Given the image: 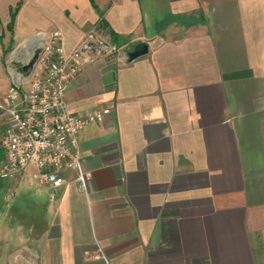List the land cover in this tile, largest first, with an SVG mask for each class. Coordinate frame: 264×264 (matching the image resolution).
<instances>
[{
    "label": "crops",
    "instance_id": "0c3cea01",
    "mask_svg": "<svg viewBox=\"0 0 264 264\" xmlns=\"http://www.w3.org/2000/svg\"><path fill=\"white\" fill-rule=\"evenodd\" d=\"M56 32L120 38L66 95L111 114L78 135L85 188L0 178V264H264V0H0V168L11 51Z\"/></svg>",
    "mask_w": 264,
    "mask_h": 264
},
{
    "label": "built area",
    "instance_id": "2783aa9c",
    "mask_svg": "<svg viewBox=\"0 0 264 264\" xmlns=\"http://www.w3.org/2000/svg\"><path fill=\"white\" fill-rule=\"evenodd\" d=\"M38 37L32 47L41 51L38 60L33 62V52L19 67L8 68L10 87L3 108L5 159L0 178L16 179L33 167V183L55 192L66 185V173L72 171L79 173L78 181L85 188L82 171L87 158L81 155L78 135L88 126L103 123L111 110L77 115L70 111L66 95L86 60L94 62L95 55L111 53L114 48L97 33H89L71 53L58 32Z\"/></svg>",
    "mask_w": 264,
    "mask_h": 264
},
{
    "label": "rangeland",
    "instance_id": "374dc122",
    "mask_svg": "<svg viewBox=\"0 0 264 264\" xmlns=\"http://www.w3.org/2000/svg\"><path fill=\"white\" fill-rule=\"evenodd\" d=\"M106 41L110 45H112V47L114 48L113 51L109 55H112L113 57L118 58V56L123 53V50L118 49L119 47H117L116 45H114L111 42V40H106ZM22 49L23 48H19L18 50L11 51L12 53L10 52L11 54H13V60H16L18 62L17 65H21L27 59V57H29L33 52L35 54H37V52L36 51H33L32 48L30 49V51H27L26 53H23ZM11 54L9 56H11ZM104 54H107V53L105 52ZM2 196H3V194H2ZM4 203L7 204L8 202H4ZM4 203H1V204H4ZM20 253H21V255L23 257L20 258L21 260H19L18 263L15 262V260H13V261L12 260H9V261H5L4 264H30L29 263V260L27 258V255H26L27 254V250H21Z\"/></svg>",
    "mask_w": 264,
    "mask_h": 264
},
{
    "label": "water",
    "instance_id": "95a60500",
    "mask_svg": "<svg viewBox=\"0 0 264 264\" xmlns=\"http://www.w3.org/2000/svg\"><path fill=\"white\" fill-rule=\"evenodd\" d=\"M40 53L41 51H38L33 62H36L38 60ZM148 53H149V45L147 43H140L136 45L134 49L128 53V60L129 62H133L139 58L146 56Z\"/></svg>",
    "mask_w": 264,
    "mask_h": 264
},
{
    "label": "trees",
    "instance_id": "16d2710c",
    "mask_svg": "<svg viewBox=\"0 0 264 264\" xmlns=\"http://www.w3.org/2000/svg\"><path fill=\"white\" fill-rule=\"evenodd\" d=\"M91 1V3L93 4V5H95V0H90ZM20 6L21 5H18L12 12H11V21H10V23H9V30L10 31H13V27H14V23H15V19H16V16H17V14H18V11H19V9H20ZM111 36H112V43L114 44V45H116L117 47H120L121 46V42H120V38L117 36V35H115V34H111Z\"/></svg>",
    "mask_w": 264,
    "mask_h": 264
},
{
    "label": "bare ground",
    "instance_id": "6f19581e",
    "mask_svg": "<svg viewBox=\"0 0 264 264\" xmlns=\"http://www.w3.org/2000/svg\"><path fill=\"white\" fill-rule=\"evenodd\" d=\"M40 44H41V42H40L39 44H37L36 47H37L38 45H40Z\"/></svg>",
    "mask_w": 264,
    "mask_h": 264
}]
</instances>
